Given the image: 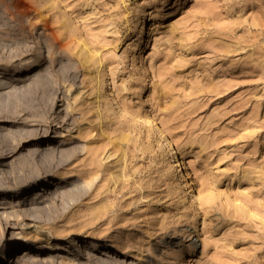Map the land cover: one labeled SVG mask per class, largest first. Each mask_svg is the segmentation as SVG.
Masks as SVG:
<instances>
[{
	"label": "rangeland",
	"instance_id": "374dc122",
	"mask_svg": "<svg viewBox=\"0 0 264 264\" xmlns=\"http://www.w3.org/2000/svg\"><path fill=\"white\" fill-rule=\"evenodd\" d=\"M2 1L0 258L16 256L31 229L47 236L59 226L51 247L41 241L33 255L8 263L62 264L57 258L65 252L73 264H180L172 250L181 243L184 259L191 255L186 264H264V0H55L49 10L43 0H20L28 19L11 16ZM140 16L147 18L151 46L133 66L126 53ZM45 17L53 27L67 18L72 33L83 31L99 46L106 72L98 82L97 69L80 65L76 48L45 47ZM29 57L38 59L35 75L25 70ZM85 83L82 100L68 108L66 87ZM107 87L119 106L114 110L108 99L96 100ZM148 116L185 144L193 197L183 182L177 192L168 188V172L157 179L163 152ZM76 124L89 133L80 135ZM52 141L64 142L54 148ZM81 141L87 147L76 149ZM97 141L115 147L114 158L126 166L106 161L119 181L101 177L97 196L72 199V182L89 167ZM45 177L62 182L56 194L17 197ZM100 197L104 220L112 223L108 232L91 230L102 219L77 231L68 225L70 209L86 214V203Z\"/></svg>",
	"mask_w": 264,
	"mask_h": 264
},
{
	"label": "bare ground",
	"instance_id": "6f19581e",
	"mask_svg": "<svg viewBox=\"0 0 264 264\" xmlns=\"http://www.w3.org/2000/svg\"><path fill=\"white\" fill-rule=\"evenodd\" d=\"M43 2L44 3L42 4V8L45 10L46 9L49 10L53 7L55 0H43ZM3 3H4V8H6L7 11L9 9L11 10V12H12V13H10L11 16H14L13 13H15L18 16V18L27 16L26 9L24 7H22L23 5L20 3V0H3L2 4ZM139 10L141 12L140 14H143L145 12L144 6H142L141 9H139ZM40 11H42V10L40 9ZM16 15H15V17H16ZM27 19H28V16H27ZM42 19H44V18H42ZM41 23H42L41 27L43 29V31L41 33L45 32V34H46L45 36L47 37V39L45 41H43V42H45L44 44H45V47L47 49H50V48L54 49L56 44H57L56 52L59 49H61V51L65 52L67 50L66 48H70V49L76 48L74 53L76 54V58L79 61L80 65H82V66L86 65L88 67H95L97 69L96 82H98L100 80V78L105 75L106 65H104V61L102 58V50L99 48V46L94 45V43H92L91 41L88 40L87 34H85L83 31H79L78 34H75L76 32L72 33L73 27L70 25V21L67 18L62 20L61 22H59V25L57 27H53L52 24L50 23V21L46 17L43 20V22H41ZM109 23H111V22H109ZM147 26H148L147 18L145 16H140L137 19V26L135 28H133L132 31H130L131 36L137 34V38L135 39V42L133 44L129 45V47L127 49L128 52L126 53V57H128L129 55L132 54V65L133 66H138L139 60L143 61L146 53L148 52V50L151 46L150 43H148L151 31H150V29L147 28ZM107 30H109V29H107ZM57 32L60 33L61 35H62V33L68 35L65 37L66 40L61 41L59 38L60 34H58ZM126 35H128V32ZM140 42L142 44L139 46ZM25 59H26V57H25ZM37 60L35 58L29 57L25 61L26 62L24 65L25 70H31V71H33L32 73L34 74V71L36 69H34L32 66H34L36 64L35 61H37ZM134 60H135V62H134ZM148 66H149V68L153 67V63L151 62V59L149 60ZM35 74H37V73L35 72ZM23 77H29L28 73L25 72ZM107 86H108V84H107ZM88 88H89V84H87V83H85L83 85H69V86H67L66 89L64 90L65 91V97L63 96L64 97L63 103L68 108L71 107L73 104H75L79 100H82L81 98H83V94L87 91ZM91 88L94 89L93 86H91ZM109 90H110V87H107V92L105 90H103L102 93L99 92L97 94L96 100L99 103L100 99H102V98L108 99V103L111 106L110 109L114 110L116 107H119V106L117 105V101L115 100L114 97L109 98V95H110V93L108 92ZM96 91H97V89H96ZM98 109L101 110V108H98ZM145 120L147 122H149L150 124H152L153 127L155 128V130L157 132L158 140L160 142V145L162 146L163 157H161L162 158L161 161L163 162V166L157 169V172H158L157 179L160 178V176L166 171L171 175V178H173V180L169 184L168 188L172 189L174 192H177L179 189V184L181 182H183V183H185V188H189L188 193L190 194V197H193L192 185L194 184V181H193L192 177H187L188 173H186V171H184V162L182 160V155L184 153V145L185 144L184 143H176V142L172 141L169 138L168 134L164 131L162 126H160L159 124H157L155 122L153 117L148 116L145 118ZM76 126H77L76 129L77 130L79 129L80 135L86 136L89 133L88 127H81V124H76ZM56 131L57 130H55V132ZM61 142H64V141H52V145H53V147L54 146L58 147V145L61 144ZM62 146H60V147H62ZM106 146H107L106 142H104V141L98 142L97 141V144H96V147L94 150L93 158L89 162V167H87L86 169L83 170V174H82L80 179H78V178L74 179L72 184H74L75 187L73 185L70 186V187L73 186L72 189H74L72 192L73 193L72 199H78L77 196H80L79 198H81V196H85L87 194L89 195V194L94 192L93 190H95V188L97 190L98 189L97 184H98V181L101 179V177L103 179H105L106 181L113 180L112 181L113 184L116 183L117 181H119V178H116L117 174L112 172L113 171L112 170L113 165H108V163L105 165V163L108 160H110V161L113 160L117 164H121L120 161H121L122 157H118L115 159L114 157H117V155H115L117 152V149H115V147H112V146H109V148L106 149ZM74 147L76 149L83 150L84 148L87 147V141L75 142ZM28 148H29V146H28ZM28 148H26V149L28 150ZM62 149H65L64 146L62 147ZM60 150L61 149H59L58 152H60ZM28 152H29V150H28ZM37 152H39V151H37ZM57 160L58 159L56 158V161ZM58 164H59V166H60V164H62L61 159H60ZM103 165L105 167H103ZM57 166H55V167H57ZM125 166L126 165L121 164L120 169L125 168ZM105 171L108 172V175L106 174L107 176L104 173ZM61 173H62V170L60 168L57 169L56 175L59 176ZM58 176L55 178H58ZM60 184L51 180L50 177H45V178H43V180L41 182H39V184H37L36 182H31L30 184L26 185L24 187V189H25L24 192H26V191H28V192L24 196L17 195V197H19L21 199H27V198H29V196L32 193L37 194L39 191L45 192L46 194H49L51 192V193H53L52 195H54L58 192L59 186L62 185V184L61 185ZM110 191L115 192V189L110 188ZM94 193H95L94 196H97L99 192L98 193L94 192ZM196 196L198 198H202L199 190H198V193ZM43 197H44V195H43ZM17 201H19V200H17ZM106 206L107 205L103 201V197H100V199L96 202L94 201L93 203H91V202L86 203L85 209L89 210L88 212H86V214L81 213L79 210L73 211L72 209H70L68 212L69 217L68 218L66 217L67 218L66 220L69 223L68 225L70 227H72L73 229L76 228V231H77V230L83 229L87 225L92 226L93 224H96L98 220L102 219L101 222L98 225L96 224V226H94L91 230L95 231L98 234H101V233L103 234L105 232H108L112 227V223H111V220L109 218L104 220V215L106 213ZM2 210H3V208H2ZM4 211H6V210H4ZM68 225H67V227H68ZM58 228L62 229L59 226H58ZM57 229H54L55 230L54 235H47V236H45V234H43V233L37 232L36 229H31L26 235L23 234V236L21 235L22 234L21 232L18 233L26 240L27 244L25 245V247H23V249L21 251L16 253V256L9 255L7 262L4 261L5 254L3 253V256L0 258V264H16V263H8V261L14 262L16 259H18L17 261H19L21 259L20 255H25L26 258H27V256L33 255L31 253V250H30L31 247L38 244L41 241L45 242V244L43 242V245L45 247H47V248L51 247L52 240H50V237L53 236V239H57V233L59 231V229L58 230ZM119 237H120L119 235L113 236V238L111 240L112 241L111 245L117 239H119ZM76 239L77 238H74V241ZM78 241L79 240H77V243H78ZM191 242L196 244V242L194 240H192ZM17 243L18 242H16V243L14 242L13 244L16 245ZM84 245L86 246V248L88 247L86 243ZM179 246H181V243L176 244V247H174L172 250V254L177 256V259L179 260L180 264H186V262L191 259V257H190L191 255L187 259H184V255L182 254L181 251H179L181 249V247H179ZM69 256L67 253L63 252V253H60V255L57 259H59V261L62 264H73V262H74L73 258L71 256L70 257ZM23 258H24V256H23ZM101 260H107V259L101 258ZM39 261H41V260H39Z\"/></svg>",
	"mask_w": 264,
	"mask_h": 264
}]
</instances>
